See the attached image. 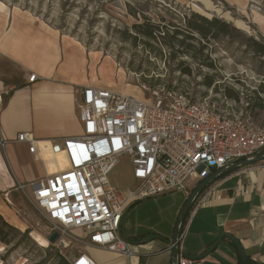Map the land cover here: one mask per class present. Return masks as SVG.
<instances>
[{"label":"crops","instance_id":"crops-1","mask_svg":"<svg viewBox=\"0 0 264 264\" xmlns=\"http://www.w3.org/2000/svg\"><path fill=\"white\" fill-rule=\"evenodd\" d=\"M253 19L264 26V17ZM31 74L36 75L32 82ZM85 86L95 85L84 53L44 18L0 1V195L9 200L22 193L18 184L66 166L65 157L46 149L52 141L81 134L76 102ZM19 132L40 142L43 160L29 152L28 144L16 141ZM263 163L223 172L200 192L180 226L179 233L189 219L177 243L178 257H192L190 264H264ZM198 182L125 207L119 235L130 243L128 257L86 242L80 251L97 264H173L176 220ZM133 183L130 172L126 182L111 185L123 197ZM1 202L0 197V214L14 216ZM76 254L67 259L69 264Z\"/></svg>","mask_w":264,"mask_h":264},{"label":"built area","instance_id":"built-area-1","mask_svg":"<svg viewBox=\"0 0 264 264\" xmlns=\"http://www.w3.org/2000/svg\"><path fill=\"white\" fill-rule=\"evenodd\" d=\"M35 78L31 74L28 80ZM143 88L149 101L108 88L82 87L76 102L81 134L52 141L46 149L48 154L63 153L67 166L18 184L23 193L26 186L31 188L32 197H26L48 221L45 239L49 242L52 233L58 234L49 242L52 246L65 248L63 239L67 246L80 241L128 257L130 243L119 235V226L129 203L183 190L188 178L201 181L225 165L263 151L264 128L243 116H231L178 88ZM16 141L28 144L29 152L43 160L40 142L31 133H17ZM123 156L130 160L134 183L121 197L108 175ZM188 220L177 242L185 235ZM193 261L179 257L178 264ZM71 264L97 263L78 251Z\"/></svg>","mask_w":264,"mask_h":264},{"label":"rangeland","instance_id":"rangeland-1","mask_svg":"<svg viewBox=\"0 0 264 264\" xmlns=\"http://www.w3.org/2000/svg\"><path fill=\"white\" fill-rule=\"evenodd\" d=\"M0 1L44 18L69 38L84 53L87 74L97 87L145 101L144 86L178 88L264 128V107L249 108L255 95L263 96L258 91L264 85V62L252 53L249 38L264 41V26L253 19L264 17V0ZM191 13L223 18L239 30L201 38L185 27ZM150 29L154 38L148 36ZM130 172V160L119 158L108 175L110 184L126 182ZM26 196L32 197L29 186L9 200L0 195L1 205L14 214H0V228L10 239L7 244L0 240V264H65L82 249L80 241L65 248L49 244L44 237L48 221Z\"/></svg>","mask_w":264,"mask_h":264},{"label":"trees","instance_id":"trees-1","mask_svg":"<svg viewBox=\"0 0 264 264\" xmlns=\"http://www.w3.org/2000/svg\"><path fill=\"white\" fill-rule=\"evenodd\" d=\"M186 29L188 32L195 31L201 38H218L220 35H232L234 32H238V28L234 27L230 22H227L223 18L218 17H206L199 13H191L190 17L186 20ZM154 29L149 31L148 36L154 38L153 36ZM179 33V32H177ZM175 33V34H177ZM190 39L194 36L188 33ZM175 37V36H174ZM250 46L251 51L255 56L261 58L264 62V41L256 40L253 37H250ZM259 93L263 94V96L255 95L253 98V102L249 105L250 109L253 108H263L264 107V85H261L259 88ZM238 99V98H237ZM200 194V193H199ZM3 226L12 228V224L2 220L1 223ZM0 240L4 243H9L10 239H7V236L2 233V228H0ZM65 264H69L67 261H64Z\"/></svg>","mask_w":264,"mask_h":264},{"label":"water","instance_id":"water-1","mask_svg":"<svg viewBox=\"0 0 264 264\" xmlns=\"http://www.w3.org/2000/svg\"><path fill=\"white\" fill-rule=\"evenodd\" d=\"M264 159V149L263 151H261L259 154H257L256 156L250 158V159H242L236 162H232L228 165H225L224 167L212 172L208 177L202 179L201 181H199L197 183V185L194 187V189L192 190V192L189 194V196L187 197L179 215L178 218L176 220V224L174 227V232H173V236H172V245H171V254H172V262L173 264H178L179 262V257H178V252H177V247H178V242H177V238H178V234H179V230H180V226L182 224V221L187 213V211L189 210V208L191 207L192 203L194 202V200L196 199V197L199 195V193L212 181L214 180L216 177H218L219 175H221L223 172L226 171H231V170H235L238 168H242L246 165L258 162V161H262ZM227 235V234H225ZM58 234L56 232L52 233V235H50L49 237V242L53 243L56 239H57ZM228 236V235H227Z\"/></svg>","mask_w":264,"mask_h":264},{"label":"bare ground","instance_id":"bare-ground-1","mask_svg":"<svg viewBox=\"0 0 264 264\" xmlns=\"http://www.w3.org/2000/svg\"><path fill=\"white\" fill-rule=\"evenodd\" d=\"M111 89V88H110ZM52 155H58V158H60V159H62V158H64L65 157V155L63 154V153H57V154H52ZM50 160L53 162V163H55L56 161H55V159H54V157H52V156H50ZM66 159V158H65ZM66 163H67V161H66ZM66 166H67V164H66ZM66 166H64L62 169H64ZM50 169H52V168H50ZM62 169H60V170H62ZM59 171V170H58ZM57 172V171H56ZM208 177V176H207ZM5 213V212H4ZM9 217V216H8ZM17 225V224H16Z\"/></svg>","mask_w":264,"mask_h":264}]
</instances>
